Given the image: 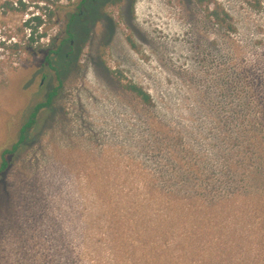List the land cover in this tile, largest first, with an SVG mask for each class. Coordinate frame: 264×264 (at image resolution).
I'll list each match as a JSON object with an SVG mask.
<instances>
[{
  "label": "rangeland",
  "instance_id": "obj_1",
  "mask_svg": "<svg viewBox=\"0 0 264 264\" xmlns=\"http://www.w3.org/2000/svg\"><path fill=\"white\" fill-rule=\"evenodd\" d=\"M18 1L0 0V153L57 93L0 174V264H264L245 196L264 185L228 170L248 169L237 138L264 119V0H215L230 31L195 0H84L60 80L26 44L45 2ZM80 1L46 3L39 43Z\"/></svg>",
  "mask_w": 264,
  "mask_h": 264
},
{
  "label": "trees",
  "instance_id": "obj_2",
  "mask_svg": "<svg viewBox=\"0 0 264 264\" xmlns=\"http://www.w3.org/2000/svg\"><path fill=\"white\" fill-rule=\"evenodd\" d=\"M84 0H81L79 4L76 5V8L74 11H68L66 15V22L64 26V34L61 35L60 40H58V36L52 37L48 44L44 46V44L39 43V40L46 36L45 31L38 32L37 30L42 28L43 25H45L47 19L50 20L51 16L54 15V10L50 11L48 9V4L50 0H43L45 2V5L41 7L43 13L42 14H33L32 16L28 17L24 21V25L27 27V38H26V44L29 46H32L33 42H36L37 45L34 47V51L46 49L47 53L44 56L45 63L52 69L55 70L57 79L60 80V72L59 68L56 65H53V56H62L65 58V64H71L73 62V59L70 58L69 61L66 58L67 54L69 55V51H66L67 47H72V39L74 38V31H73V23L75 21V18L82 14L81 4H83ZM198 4L204 5L206 7L207 15L211 18V20L221 26L222 28L226 30H232L231 25V18L229 14L224 10V8L215 2V0H195ZM254 6L259 5V0H250ZM20 6H24V3H22L21 0L18 1ZM57 10L59 9L60 12L63 8H65V5H62L58 3V6H56ZM45 16H47V19H45ZM36 34V35H35ZM35 36V37H34ZM128 42L131 43L130 38L128 39ZM10 48H13L14 50H18L23 48L22 45H19L17 42H14ZM65 51V54L63 55ZM124 88L132 93L142 104L148 105L151 101L150 94L139 84L134 82H128L124 85ZM57 91L56 88L47 95L44 102H40L35 104L31 112L27 118V120L23 123V125L20 127L18 132L17 140L11 144L9 147H6L2 149L0 153V174L3 173L10 164V157L15 155L19 152L20 148L24 145V143L27 140V132L28 129L31 128L36 123V118L38 113L41 109L47 108L50 106L54 96L56 95ZM258 131L255 132H248L244 133L240 136H238L239 133L236 134L238 136L237 141L240 143L241 146V154L239 155L240 159L242 161L247 162L248 169L239 167L236 163H230L228 170H238V172L241 175V182L245 184L250 185L251 180L260 178L259 183L264 185V119L260 121L258 124ZM234 167V168H233ZM263 168V173L258 174L253 169H261ZM251 168V170H249ZM231 173V172H230ZM237 174V173H236ZM260 191L264 190V186L260 187ZM253 192V193H247L245 196L252 195L248 197L246 200L248 201L251 199V205L256 206L262 202V208H263V216H260L261 219H264V192Z\"/></svg>",
  "mask_w": 264,
  "mask_h": 264
}]
</instances>
